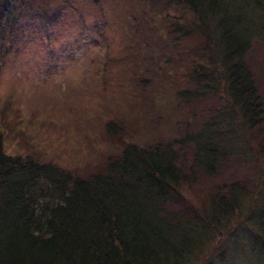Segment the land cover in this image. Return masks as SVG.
Returning <instances> with one entry per match:
<instances>
[{
    "label": "trees",
    "instance_id": "obj_1",
    "mask_svg": "<svg viewBox=\"0 0 264 264\" xmlns=\"http://www.w3.org/2000/svg\"><path fill=\"white\" fill-rule=\"evenodd\" d=\"M154 1L163 4L155 14L161 15L160 26L169 38L176 44L190 39L187 78L193 86L178 89L176 95L195 105L201 96L216 98L213 114L192 136L195 161L203 173L213 174L226 153L227 134L253 129L263 117L262 100L245 61L249 17L243 18L241 11L254 6L264 10V0ZM46 4L52 8L54 0ZM170 4L175 12L167 10ZM70 5L69 0L60 12ZM24 10L31 16L44 13V0H0V74L14 47L20 51L26 46L21 26L18 33L14 24ZM59 19L43 20V28L61 25ZM77 20L84 23L81 15ZM156 29L149 36L164 39ZM94 31L105 39L96 26ZM127 40L139 41L136 33L126 31L124 51L102 64L103 82L109 64L127 62ZM64 58L71 60L68 55L53 60ZM138 72L144 73L137 69L136 76ZM128 82L132 89L136 77ZM11 95L0 99V264H224L228 256L223 257V242L239 222L254 235L251 244L259 240L264 245V175L251 195L235 179L226 191L207 192L197 205L180 192L188 176L171 142L151 141L150 134L148 144L132 139L143 123L148 130L150 122L143 116L149 115L150 106L142 109L138 104L137 115L108 116L105 159H95L96 168L80 174L22 124ZM8 111L13 118H7ZM7 135L25 146L20 153L8 149ZM175 202L180 206L174 208Z\"/></svg>",
    "mask_w": 264,
    "mask_h": 264
},
{
    "label": "rangeland",
    "instance_id": "obj_2",
    "mask_svg": "<svg viewBox=\"0 0 264 264\" xmlns=\"http://www.w3.org/2000/svg\"><path fill=\"white\" fill-rule=\"evenodd\" d=\"M68 1L54 0L53 7L48 8L47 0H44V13L36 11L31 16L24 10L14 22L18 33L21 26L22 41L26 46L20 51H16L15 46L4 60L0 99L4 100L12 93L9 99L19 107L22 124L33 130L51 153L60 154L62 160L68 162V167L87 174L96 168L95 159L98 162L105 159L103 154L108 142L104 124L107 117L112 113L122 117L137 115L141 108L138 104L143 105L142 109L150 106L149 115L143 116L150 122L148 130L146 123L140 124L141 129L145 126L144 129L141 133V129L132 133L139 134L132 139L148 144L147 134H150L151 141L158 138L171 142L176 160L188 176L182 180L180 192L201 205L207 192L216 188L226 191L227 186L237 179V185L251 195L264 175V113L261 122L253 129H237L227 134L224 142L227 150L222 162L213 174L203 173L201 164L195 161L196 144L192 136L213 114L216 98L208 95L203 99L201 96L200 100L194 101L195 105L185 104L176 95L178 89L193 86L187 78L186 47L190 39L185 38L187 40L176 44L165 33L164 26H160L163 24L159 20L161 15L155 14L163 4L154 0H106L99 3L70 0L71 8L61 13ZM167 10L175 12L172 4ZM79 15L83 17L82 24L77 20ZM134 15L137 19H133ZM241 15L249 17L247 30L250 38L245 61L264 108V30L260 23L264 24V10L256 6L243 8ZM53 16L61 17L62 24L43 28L46 24L43 20L49 22ZM94 26L104 32L106 40L94 31ZM153 28L159 29L164 39L156 35L150 37ZM127 30L136 33L139 40H127L123 59L129 63L109 64L103 82L101 65L107 55L116 56L123 51ZM27 38L30 40L28 46ZM57 55H68L71 60H53ZM135 69L144 73L138 72L135 76ZM133 77H136L137 84L131 89L128 80ZM2 116L0 114V118ZM7 118H13L9 111ZM126 133L131 136V131ZM10 138L6 136L8 149L20 153L25 146L18 144L16 138ZM88 157L93 160H87ZM180 204L175 202L172 206L177 208ZM253 238L246 224L239 222L223 242V257L228 256L224 264H264L263 242L257 240L251 244Z\"/></svg>",
    "mask_w": 264,
    "mask_h": 264
}]
</instances>
